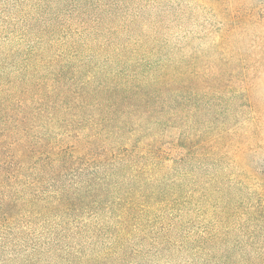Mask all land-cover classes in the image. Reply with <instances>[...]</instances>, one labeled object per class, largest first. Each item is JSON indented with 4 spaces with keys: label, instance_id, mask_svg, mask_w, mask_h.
<instances>
[{
    "label": "trees",
    "instance_id": "trees-1",
    "mask_svg": "<svg viewBox=\"0 0 264 264\" xmlns=\"http://www.w3.org/2000/svg\"><path fill=\"white\" fill-rule=\"evenodd\" d=\"M62 4L0 0L9 11L0 20V44L9 43L0 46V254L26 248L21 264L175 261L178 223L159 214L177 209L181 167L191 182L195 163L214 166L223 148L200 117L229 87L224 70L132 58Z\"/></svg>",
    "mask_w": 264,
    "mask_h": 264
},
{
    "label": "rangeland",
    "instance_id": "rangeland-1",
    "mask_svg": "<svg viewBox=\"0 0 264 264\" xmlns=\"http://www.w3.org/2000/svg\"><path fill=\"white\" fill-rule=\"evenodd\" d=\"M64 2V11L81 12L85 25L98 30L99 43L128 46L132 58L179 60L212 75L224 70L220 79L229 87L210 105L213 113L200 117V123L209 122L212 132L221 134L217 139L223 148L212 158L214 166L195 163L191 182L186 164L181 167L177 209L159 214L178 223L181 253L158 264H259V248H264V0ZM8 14L0 8V20ZM7 33L2 30L0 43ZM25 250L0 254V263L21 264Z\"/></svg>",
    "mask_w": 264,
    "mask_h": 264
}]
</instances>
